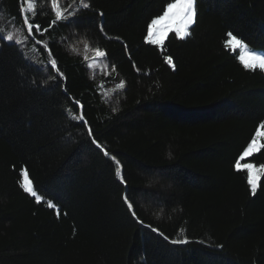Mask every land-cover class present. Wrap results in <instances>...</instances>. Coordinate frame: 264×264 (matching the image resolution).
Returning <instances> with one entry per match:
<instances>
[{"label": "trees", "instance_id": "trees-1", "mask_svg": "<svg viewBox=\"0 0 264 264\" xmlns=\"http://www.w3.org/2000/svg\"><path fill=\"white\" fill-rule=\"evenodd\" d=\"M167 2L90 0L78 26L38 36L66 79L42 45L0 46V264H264V178L253 196L234 167L264 123V72L226 47L232 32L264 49V0H198L190 37L149 44ZM21 7L0 0V33L25 37ZM37 13L41 29L54 19L49 0ZM95 47L108 63L89 68ZM244 162L264 166V150ZM23 168L59 217L22 190Z\"/></svg>", "mask_w": 264, "mask_h": 264}, {"label": "snow or ice", "instance_id": "snow-or-ice-1", "mask_svg": "<svg viewBox=\"0 0 264 264\" xmlns=\"http://www.w3.org/2000/svg\"><path fill=\"white\" fill-rule=\"evenodd\" d=\"M44 0H22L21 7V21L22 28L21 30L26 33L23 39L18 38L14 33H0V46L3 44H8L9 46L24 45L29 39L37 45H42L43 48L48 51V58L50 60L51 69L55 70L57 75L61 79H66L63 77V73L59 71L57 60L51 55V48L47 44H43L42 39H38V36H41L43 33H48L49 30L56 26L57 24H62L65 27H74L79 25V20L75 19L78 12L81 9L89 10L91 9L90 0H71L70 5L67 7H62L59 0H49L54 19L50 21L48 27L41 29V26L38 23H34V15L37 13V4L43 3ZM198 0H168L166 3V8L163 10L161 15H157L153 18L150 24L147 26V42L149 44L163 46V41L168 35L169 32H175V36L181 40H184L191 36L192 27L198 22ZM100 16H103V13H99ZM99 30L103 32L104 25H99ZM106 35V34H105ZM230 37V42L226 47L235 50L237 48L241 49L243 54L239 56V61L243 67L247 70L256 71L259 69L261 72H264V49H255L250 48L247 43L244 42L243 38H238L236 35H233L232 32L228 33ZM76 39H79L77 36ZM65 43H70V40H65ZM95 58L93 61L87 64L89 68H95L98 64L107 65L108 63V53L105 50H101L99 47L94 48ZM22 56L27 59V55L22 52ZM85 61L88 60V57H84ZM167 64L175 68L173 59L171 57L165 58ZM114 70V66H113ZM125 87L124 83H120L119 88L123 89ZM79 115L72 116L74 121H83L84 125H87V121L84 118L82 112ZM115 111V109H114ZM259 129L256 132L255 137L251 140L250 143L243 149L242 155L239 159L235 161L234 167L237 171H244L247 173V184L250 187L251 194L256 195L258 188L260 187V182L258 177L264 178V166L259 168L255 163L244 162L246 158H250L253 154L258 153L261 150H264V123L259 125ZM89 137L91 138L92 143L96 144L97 148H100V143L95 139L92 134V130L89 127L87 129ZM105 156H110L107 151L103 153ZM111 159L115 160V156H110ZM160 170H149L150 175H156ZM22 180L19 181V185L22 190L33 197L36 203H44L47 208L55 211L57 217L60 216L61 210L59 206L54 203L51 199H45V197L37 191V188L34 186L33 180L30 178L29 171L27 168L21 170ZM115 175L119 179L121 184L126 185V180L124 175L121 172V166L119 161H116V170ZM123 202L125 203L130 215L136 222L143 224V221L139 220L136 215V212L133 207V203L129 200L127 195V188H125V194L123 196ZM161 208L164 205L161 203L159 205ZM145 227H150L153 232H158V229L150 225H144ZM159 235L164 236L162 232ZM165 240L169 238L164 236ZM203 243V241H199ZM170 243L173 245H187L190 243V240L187 236H182L180 238L171 239ZM222 248L223 245H218Z\"/></svg>", "mask_w": 264, "mask_h": 264}, {"label": "rangeland", "instance_id": "rangeland-1", "mask_svg": "<svg viewBox=\"0 0 264 264\" xmlns=\"http://www.w3.org/2000/svg\"><path fill=\"white\" fill-rule=\"evenodd\" d=\"M169 33H170V32H169ZM169 33H168V34H169ZM167 36H168V35H167ZM167 36H166V37H167ZM165 39H166V38H165ZM165 39H164V41H165ZM146 41H147V38H146ZM164 41H163V42H164ZM229 42H230V37H229L228 44H229ZM235 50H238V51L240 52V55H242V54H243V52H242V50H241V49L237 48V49H235ZM260 54H263V52H261ZM259 130H260V129H259ZM260 142L262 143V141H260ZM258 180L260 181V177H258Z\"/></svg>", "mask_w": 264, "mask_h": 264}]
</instances>
